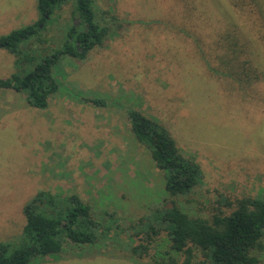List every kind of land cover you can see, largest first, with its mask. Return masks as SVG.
Listing matches in <instances>:
<instances>
[{"label": "rangeland", "instance_id": "374dc122", "mask_svg": "<svg viewBox=\"0 0 264 264\" xmlns=\"http://www.w3.org/2000/svg\"><path fill=\"white\" fill-rule=\"evenodd\" d=\"M92 2L97 21L109 29L103 44L82 60L60 58L52 68L59 90L46 109L26 104L0 124V189L12 194L1 206L15 216L11 225L0 226V239L20 235L22 206L39 190L77 194L96 218L111 214L120 225L160 206L165 175L132 134L126 114L131 109L156 118L183 155L200 165L202 186L188 204L180 200L187 207L202 215L223 198H264V0L254 9L256 19L237 18L227 0ZM36 5L37 0H0V37L36 22ZM72 10L71 1L56 9L40 34L46 43L34 48L45 54L60 48L70 26L80 24ZM229 23L260 80L241 85L210 72L202 60L201 51L216 54L218 27ZM198 37L203 44L194 41ZM13 59L0 50V79L25 74L40 61L19 68ZM6 99L12 100L0 102ZM127 242L123 234L113 248L108 241L101 247L121 251ZM33 264L132 263L81 252Z\"/></svg>", "mask_w": 264, "mask_h": 264}, {"label": "trees", "instance_id": "16d2710c", "mask_svg": "<svg viewBox=\"0 0 264 264\" xmlns=\"http://www.w3.org/2000/svg\"><path fill=\"white\" fill-rule=\"evenodd\" d=\"M68 1L80 24L70 26L60 48L47 54L41 47L34 48L46 43L40 37L44 25ZM227 1L237 18L256 19L258 0ZM36 8L39 19L1 36L0 49L11 54L19 68L34 63L37 57L40 61L25 74L0 79V89L23 93L28 106L46 109L49 97L59 90L52 68L64 56L84 59L103 44L109 29L97 21L92 0H37ZM231 27V23L218 27L216 54L201 51L202 60L210 72L234 77L241 85L256 82L261 75L245 59L244 45ZM198 38L194 41L203 44ZM87 102L104 105L99 99ZM126 114L135 139L149 151L155 167L164 172L163 203L135 223L120 225L111 214L107 219L96 218L91 206L77 194L40 190L22 206L25 224L20 235L0 242V264H33L46 257L65 259L81 252L132 264H264V198L245 197L235 202L223 198L215 209L200 215L198 209L187 207V197L204 181L200 165L183 155L175 137L156 118L135 109ZM123 234L128 241L125 249L102 250L107 241L112 248L116 246Z\"/></svg>", "mask_w": 264, "mask_h": 264}, {"label": "crops", "instance_id": "0c3cea01", "mask_svg": "<svg viewBox=\"0 0 264 264\" xmlns=\"http://www.w3.org/2000/svg\"><path fill=\"white\" fill-rule=\"evenodd\" d=\"M0 50L3 51V49H0ZM4 51H6V50H4ZM14 60L15 59H13V63H14ZM9 96L12 98V100L6 99L5 101L0 102V124L3 122L5 117H7L8 115L13 116V115L19 114V113L23 112L26 108V103H25L26 101H25V96L23 93L16 92V91L11 90V89H5V90L0 89V97L8 98ZM10 195H12V194L9 191V189H7V188L6 189H2V188L0 189V226H2V225L7 226L8 224L11 225L12 222L10 220H13V218H15V216L13 217L12 215H10L9 210L7 209L6 206H5V208L3 206H1V204H3V203L5 205H7L9 203ZM1 209H4V211H2ZM24 224H25V222H24ZM7 241L8 240H1L0 239V242H7Z\"/></svg>", "mask_w": 264, "mask_h": 264}]
</instances>
